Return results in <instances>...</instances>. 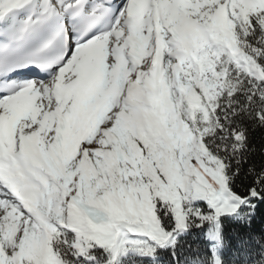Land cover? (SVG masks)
<instances>
[{
  "label": "snow or ice",
  "instance_id": "obj_1",
  "mask_svg": "<svg viewBox=\"0 0 264 264\" xmlns=\"http://www.w3.org/2000/svg\"><path fill=\"white\" fill-rule=\"evenodd\" d=\"M0 264H264V0H0Z\"/></svg>",
  "mask_w": 264,
  "mask_h": 264
}]
</instances>
